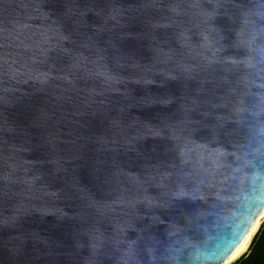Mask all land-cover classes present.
<instances>
[{"label": "water", "instance_id": "obj_1", "mask_svg": "<svg viewBox=\"0 0 264 264\" xmlns=\"http://www.w3.org/2000/svg\"><path fill=\"white\" fill-rule=\"evenodd\" d=\"M245 209L264 0H0V264H223Z\"/></svg>", "mask_w": 264, "mask_h": 264}, {"label": "clouds", "instance_id": "obj_2", "mask_svg": "<svg viewBox=\"0 0 264 264\" xmlns=\"http://www.w3.org/2000/svg\"><path fill=\"white\" fill-rule=\"evenodd\" d=\"M246 215L239 220V222L230 230L229 238L223 243L219 249V258L222 259L223 264H228V260L232 254V251L243 245L247 240L248 235L251 233L252 229L255 227L254 217L259 214L255 209H245L242 210ZM259 211H264L261 209Z\"/></svg>", "mask_w": 264, "mask_h": 264}, {"label": "bare ground", "instance_id": "obj_3", "mask_svg": "<svg viewBox=\"0 0 264 264\" xmlns=\"http://www.w3.org/2000/svg\"><path fill=\"white\" fill-rule=\"evenodd\" d=\"M263 223H264V213L260 216V218L256 222L255 227L248 235L247 240L243 243V245L239 246L237 250L230 256V259L228 260V264H233L237 262L244 254L248 253V250L250 249L252 242L255 236L258 234L259 230L261 229Z\"/></svg>", "mask_w": 264, "mask_h": 264}, {"label": "rangeland", "instance_id": "obj_4", "mask_svg": "<svg viewBox=\"0 0 264 264\" xmlns=\"http://www.w3.org/2000/svg\"><path fill=\"white\" fill-rule=\"evenodd\" d=\"M264 223L261 226L258 234L255 236L248 253L244 254L237 262L233 264H256L259 262V254L257 253V245L261 243V240L264 239Z\"/></svg>", "mask_w": 264, "mask_h": 264}, {"label": "trees", "instance_id": "obj_5", "mask_svg": "<svg viewBox=\"0 0 264 264\" xmlns=\"http://www.w3.org/2000/svg\"><path fill=\"white\" fill-rule=\"evenodd\" d=\"M256 251L259 254V262H257L256 264H264V239H262L261 243L257 245Z\"/></svg>", "mask_w": 264, "mask_h": 264}]
</instances>
